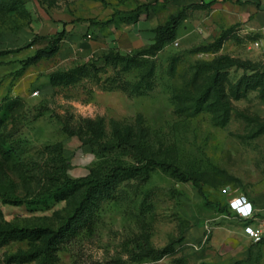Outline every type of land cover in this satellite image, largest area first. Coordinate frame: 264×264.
<instances>
[{
	"label": "rangeland",
	"instance_id": "374dc122",
	"mask_svg": "<svg viewBox=\"0 0 264 264\" xmlns=\"http://www.w3.org/2000/svg\"><path fill=\"white\" fill-rule=\"evenodd\" d=\"M141 2L152 6L135 22L120 16L103 28L72 25L77 18L105 21ZM182 4L0 0V51L52 34L62 22L72 30L51 57L26 61L34 45L0 56L3 191L31 198L61 172L70 179L95 177L118 163L134 164L138 155L127 144L133 136L130 143L179 166L203 194L191 182L151 165L137 174H119L86 203L85 187L47 206L0 200V229H58L79 206L73 218L77 225L64 227L58 237L1 232L0 264H264V85L235 94L232 87L242 70L231 68L223 80L227 94L220 100L228 107V120L219 124L222 113L206 102L193 107L198 62L228 55L251 61L261 71V51L235 30L217 52H191L218 34H207L205 11L189 8L175 39L153 55L127 60L116 54L149 45L153 29ZM85 31L93 36L83 40ZM95 50L106 56L92 63ZM84 61L89 63L85 68H75ZM106 142L109 147L100 148ZM240 195L256 208L253 218L242 219L230 209L229 201ZM246 226L259 228L261 238H250Z\"/></svg>",
	"mask_w": 264,
	"mask_h": 264
},
{
	"label": "trees",
	"instance_id": "16d2710c",
	"mask_svg": "<svg viewBox=\"0 0 264 264\" xmlns=\"http://www.w3.org/2000/svg\"><path fill=\"white\" fill-rule=\"evenodd\" d=\"M159 0H154V3L158 2ZM164 2L171 1V0H162ZM211 4V2L207 4L200 5H182L181 8L173 14L167 22H165L162 26H157L153 29V38L152 42L149 45L143 47L138 51H134L131 54L121 53L118 50L116 54H118L121 58L127 60H134L135 56H147L153 55L156 51L160 50L164 45L170 43L175 39L176 30L178 25L182 20L186 18V10L189 8H206ZM151 3L149 2H141L137 3L133 9L127 11H115L111 14V17L105 21H100L95 18H77L74 19L72 25L75 23H86L89 27L95 26L99 28L106 27L107 25L113 23L114 19L117 17H126V19L130 20V22H135L140 17L141 12L143 11L145 15H148V12L151 8ZM66 23L62 22L61 28L56 30L52 34H43V35H35L33 39L24 47L28 48L31 46H35L34 53L27 57L26 61L29 62H37L42 58L51 57L58 49L59 43L64 39V37L71 33L72 30H66ZM235 25L230 26L225 29H221L218 35L213 38L211 42H203L201 45L195 47L191 52H217L223 45V43L232 38V34L234 31ZM91 38V35L88 31L85 33L80 34V38L86 40V37ZM22 48L17 50L9 49L0 51V56L13 53L18 51ZM105 53L102 50H95L91 52V59L92 63H96L99 60L105 58ZM88 61H84L81 63H77L75 68H85L88 65ZM198 67L195 70V75L193 77V82L197 81L198 87L195 89L198 92L195 101H194V108H198V103L206 102V105L212 110L216 109L222 113V119L219 124H224L228 120V107L226 103L221 104V98L226 96V83L223 81L227 76L228 71L231 68L241 69L242 75L237 79L235 85L232 87L233 92L235 94H241L242 92L253 90L264 85V65L261 67V71L259 68L254 65L251 61L248 60H241L239 58H232L228 55H218L217 57L213 58L211 61H204L198 62ZM21 69L15 71V75L20 74ZM206 72H211L209 75H204ZM189 100L193 101L194 98H189ZM210 102L213 104L211 105ZM3 108L6 110L8 108L7 105H4ZM215 109V112L217 111ZM2 118L0 117V123ZM130 141H126L127 144L134 148V151L137 153L135 163L134 164H116L113 165L108 169L106 175H97L92 177V175H87L84 177L70 179L63 175L61 172V178L57 177L49 187H47L41 194L35 197H25V196H18L11 192H5L0 188V200L10 204L16 205H25V206H47L51 201L56 198H61L62 194L74 192L81 187H85L83 191V202H88L91 194L96 191H104L111 185V180L122 173H139L147 166H159L164 169H167L172 172L180 181L182 182H191L197 188V184L195 183L194 178L186 175L179 166L173 163H169L163 159H158L156 157L150 156L148 153H145L141 150L136 143H130ZM125 143V142H124ZM111 143L106 142L100 144V148H108ZM199 193L201 191L197 188ZM248 199V198H247ZM217 206V204H215ZM223 210V209H221ZM77 211H79V206L74 208L72 214L66 218L62 226L58 229H53L51 227H43V226H36L30 229L28 228H17V227H9L6 229H0V233H26L27 231H34V232H44L50 234L51 238L58 237L63 230L64 227H73L77 225V222L73 221L74 217L77 215ZM65 229V228H64ZM44 256L46 260H50L51 253L48 249H44Z\"/></svg>",
	"mask_w": 264,
	"mask_h": 264
},
{
	"label": "crops",
	"instance_id": "0c3cea01",
	"mask_svg": "<svg viewBox=\"0 0 264 264\" xmlns=\"http://www.w3.org/2000/svg\"><path fill=\"white\" fill-rule=\"evenodd\" d=\"M209 2L208 7L198 8L205 11L207 34H218L221 29L235 25L233 34L236 30L248 40L264 36V0H183L182 5L202 6Z\"/></svg>",
	"mask_w": 264,
	"mask_h": 264
},
{
	"label": "built area",
	"instance_id": "2783aa9c",
	"mask_svg": "<svg viewBox=\"0 0 264 264\" xmlns=\"http://www.w3.org/2000/svg\"><path fill=\"white\" fill-rule=\"evenodd\" d=\"M252 46L255 49L261 51L262 58L264 60V36H261L254 41H252ZM33 95L37 94V91L32 93ZM229 207L234 212V214L242 219L253 218L256 214V208L252 203L243 195L236 196L229 201ZM245 233L254 240H259L261 238V233L259 228H252L251 226L245 227Z\"/></svg>",
	"mask_w": 264,
	"mask_h": 264
}]
</instances>
